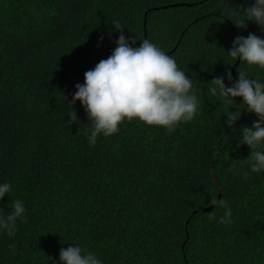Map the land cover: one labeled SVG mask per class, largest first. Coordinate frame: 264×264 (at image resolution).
<instances>
[{"label": "trees", "instance_id": "obj_1", "mask_svg": "<svg viewBox=\"0 0 264 264\" xmlns=\"http://www.w3.org/2000/svg\"><path fill=\"white\" fill-rule=\"evenodd\" d=\"M251 3L0 0V182L13 186L0 214L16 199L27 208L16 235H0V264H55L74 244L104 264H264V172L230 171L249 156L238 138L257 117L245 109L228 128L226 106L207 90L218 76L232 86L229 72L264 80V69L227 52L237 36L264 38L254 22L234 23ZM114 20L136 46L151 39L193 79L194 121L168 132L133 119L90 146L91 122L77 101L79 120L67 124L64 97L71 101L85 72L111 55ZM213 198L232 208L233 224L208 220L225 211Z\"/></svg>", "mask_w": 264, "mask_h": 264}, {"label": "clouds", "instance_id": "obj_2", "mask_svg": "<svg viewBox=\"0 0 264 264\" xmlns=\"http://www.w3.org/2000/svg\"><path fill=\"white\" fill-rule=\"evenodd\" d=\"M239 9H242L241 20L233 21L237 27L246 28L251 21L264 30V0H253L250 6ZM112 25L119 36L111 55L85 72L84 83L75 85L77 90L71 101L63 96L69 108L67 124L70 126L79 120L74 108L77 101L91 122V127L84 132L90 146H95L101 136L118 134L121 124L133 119L168 132L194 121L200 110L198 89L177 60L149 38L140 37L141 43L136 46V38L124 33V25L119 20H114ZM103 39L101 36L100 41ZM227 52L233 61L264 69V38L254 33L235 37ZM227 79L232 86L226 85L224 76H218L207 84V90L226 106L224 116H227L228 128L234 129L245 109L257 117L250 127L241 128L242 135L238 138L241 146L249 147V156L239 167L234 165L230 169L248 179L251 174L264 172V80L243 70L238 71L235 80L229 72ZM236 98H242V103L237 104ZM231 108L236 111H230ZM12 191L10 182H0V202ZM210 204L225 210L219 218L215 211L208 214L210 222L226 226L234 223L232 208L225 200L213 198ZM18 221L27 222V208L21 199L12 201L10 213L0 214V235L13 238ZM55 264H104V261L95 252L74 244L61 248Z\"/></svg>", "mask_w": 264, "mask_h": 264}, {"label": "water", "instance_id": "obj_3", "mask_svg": "<svg viewBox=\"0 0 264 264\" xmlns=\"http://www.w3.org/2000/svg\"><path fill=\"white\" fill-rule=\"evenodd\" d=\"M211 210H212V207H210V208H206V209L204 210V212L209 213Z\"/></svg>", "mask_w": 264, "mask_h": 264}]
</instances>
